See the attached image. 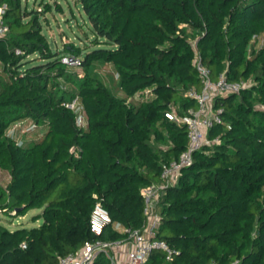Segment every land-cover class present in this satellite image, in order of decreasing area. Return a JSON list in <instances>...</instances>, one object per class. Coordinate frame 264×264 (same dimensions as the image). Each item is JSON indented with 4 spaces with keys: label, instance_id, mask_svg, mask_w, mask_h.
<instances>
[{
    "label": "trees",
    "instance_id": "obj_1",
    "mask_svg": "<svg viewBox=\"0 0 264 264\" xmlns=\"http://www.w3.org/2000/svg\"><path fill=\"white\" fill-rule=\"evenodd\" d=\"M76 3L91 45L58 52L39 21L51 10L48 2L36 10L22 0H0L8 26L0 38V171L8 174L0 183V211L41 210L38 225L0 224V264H55L87 240L123 237L111 226L90 231L97 199L112 221L142 226L141 188L160 182L162 165L187 146L186 127L165 114L197 108L185 94L202 87L197 57L211 80L223 73L249 85L214 97L220 121L207 137L219 141L194 151L159 196L156 238L173 250L169 264H264V0ZM253 35L262 42H252ZM67 51L79 57L81 76L61 61ZM101 66L108 67V83L97 73ZM74 97L84 127L62 104ZM25 118L40 129L18 146L4 132ZM164 261L157 250L146 264Z\"/></svg>",
    "mask_w": 264,
    "mask_h": 264
},
{
    "label": "built area",
    "instance_id": "obj_2",
    "mask_svg": "<svg viewBox=\"0 0 264 264\" xmlns=\"http://www.w3.org/2000/svg\"><path fill=\"white\" fill-rule=\"evenodd\" d=\"M5 9V5L0 6V38L8 31V26L2 19ZM256 40L259 41L258 44L262 42L260 36L253 35L251 41L257 42ZM15 53H20V50L15 49ZM61 61L68 66L79 63V59L74 56H63L61 57ZM195 64L202 81V87L200 91L190 89L185 94L197 101V108L195 110H188L187 113L182 115L176 112L165 114L169 119L186 127L187 146L177 159L162 165L160 182L151 183L141 188L140 193L143 199L144 215L142 226L131 229L123 226L120 222L112 221L101 199H97L89 215L90 231L98 235L106 227L111 226L113 230L123 234V237L116 240H87L75 251L59 256L55 264H96L95 262L99 257L106 259L108 264H146L152 252L157 250L165 254V261L162 264H169L172 261L173 250L165 241L156 238L160 219L157 204L159 196L168 185L176 182L181 169L191 164L194 151L204 145H210L219 141L218 138L209 139L207 137L208 129L215 122L220 121V109L213 108L214 97L216 95L239 92L249 85V82L245 80L228 81L225 79L223 73L213 81L209 77L208 69L201 63L198 57ZM145 92L147 91L145 90ZM62 104L76 114L75 121L78 127L86 125L83 108L76 97ZM39 129V125L32 119L25 118L11 122L5 129L4 134L7 138L13 140L16 145L21 146L24 139H26L24 136L28 137ZM21 246L22 248L25 247L24 244ZM206 264L223 263L212 260ZM232 264H236V261Z\"/></svg>",
    "mask_w": 264,
    "mask_h": 264
},
{
    "label": "rangeland",
    "instance_id": "obj_3",
    "mask_svg": "<svg viewBox=\"0 0 264 264\" xmlns=\"http://www.w3.org/2000/svg\"><path fill=\"white\" fill-rule=\"evenodd\" d=\"M25 2L27 9H41L40 1L48 2L51 5L50 11H44V14L39 17L42 32L45 34L49 47L52 51L62 52L64 45L79 47L81 51L88 50L91 45L90 40L93 37L90 25L84 15L81 6L76 3V0H22ZM58 5L59 7H57ZM63 56H74L67 51ZM75 57V56H74ZM79 59V57H77ZM38 59V58H37ZM68 70L82 75V67L78 64L68 66ZM108 67L101 66L97 69L99 76L104 78L108 83ZM119 96L125 97L122 92ZM24 135V134H23ZM31 136V135H29ZM34 136V135H32ZM8 180V174L5 171H0V183L5 184ZM41 212L40 209L28 210L25 215L16 216L14 213L6 215L0 211V224L12 230L16 227H30L38 225L41 219L34 220V216Z\"/></svg>",
    "mask_w": 264,
    "mask_h": 264
}]
</instances>
